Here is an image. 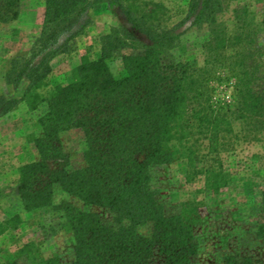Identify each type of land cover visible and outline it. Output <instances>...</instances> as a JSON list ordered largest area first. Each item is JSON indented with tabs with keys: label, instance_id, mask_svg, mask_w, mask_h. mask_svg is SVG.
<instances>
[{
	"label": "trees",
	"instance_id": "1",
	"mask_svg": "<svg viewBox=\"0 0 264 264\" xmlns=\"http://www.w3.org/2000/svg\"><path fill=\"white\" fill-rule=\"evenodd\" d=\"M21 4L0 0V25L14 22ZM102 4L117 6L130 28L120 25L101 35L98 57L82 56L68 84L41 96L51 62L74 52L76 39L92 23L93 9ZM221 11V0H189L185 18L168 26V10L160 3L44 0L40 35L28 55L12 59L5 73L13 95H0V117L21 102L31 111L46 106L37 122L42 136L33 141L39 159L18 169L14 192L25 212L53 209L59 214L57 230L73 238L70 264H198L195 207L164 206L154 185L155 170L182 159L186 180L201 177L204 192L217 195L229 183L220 155L229 150L234 124L264 125V90L254 63L258 31L235 12L228 34L217 21ZM188 21L208 30L203 45L208 59L202 67L176 61L172 54ZM259 25L264 30V14ZM215 67L234 80V106L211 86ZM21 89L17 99L14 94ZM71 130L83 135V165L68 171L61 164L66 157L59 136ZM55 188L72 201L55 206ZM259 207L264 212V192ZM8 222L16 226L19 217ZM259 232L264 234V228ZM225 263L255 264L245 256H231ZM6 264L63 263L43 258L34 244H27Z\"/></svg>",
	"mask_w": 264,
	"mask_h": 264
},
{
	"label": "rangeland",
	"instance_id": "2",
	"mask_svg": "<svg viewBox=\"0 0 264 264\" xmlns=\"http://www.w3.org/2000/svg\"><path fill=\"white\" fill-rule=\"evenodd\" d=\"M147 5L162 4L168 10V26H174L185 18L189 0H135ZM222 11L217 21L231 35L235 24V12L245 15L248 23L258 31L255 36L254 59L259 72L260 91L264 90V30L259 23L264 14V0H221ZM44 13V0H22L17 19L8 25H0V95L12 94L4 77L12 59L26 57L40 35ZM92 23L76 39V47L70 55H61L51 62V73L47 87L39 91L43 97L56 86L71 81V74L82 56L95 59L99 55L98 39L110 29L118 26L130 28L117 6L97 5L91 14ZM185 32L179 45L173 51L176 61L187 62L202 67L208 59L203 45L208 38L206 26L197 28L186 23ZM183 27V28H184ZM181 28L179 31L183 30ZM231 49H228L229 54ZM112 68L120 69V63L114 62ZM211 86L217 97L222 94L234 106L231 74L225 69L214 68ZM21 89L15 97L19 99ZM221 92V93H220ZM13 95V94H12ZM46 112L45 104L36 110H29L21 102L15 110L0 117V225H5L14 217L19 223L13 226L8 222L7 229L0 235V264L14 260L16 253L24 245L34 244L43 258H58L63 264L73 260V238L64 230H57L61 222L59 214L53 210L23 211L15 195L18 181V169L25 164L38 161L39 156L35 138L42 132L38 119ZM264 122V116L260 119ZM229 150L220 155L224 171L229 175L228 185L217 195L204 192V180L199 177L186 180V163L182 159L155 170L154 185L161 202L174 210L177 205L189 203L195 207L199 223L194 229L199 244L198 264H226L231 256L251 258L255 264H264V212L259 204L264 192V125L239 121L234 124V134L230 137ZM62 152L66 161L62 162L66 170L73 171L82 167L84 150L83 135L80 130L64 132L59 136ZM232 142V149H231ZM55 166V165H53ZM53 166L51 168H53ZM72 199L54 189L53 204ZM74 206L81 204L73 201ZM105 219L110 214L97 210ZM145 233L144 230L140 231Z\"/></svg>",
	"mask_w": 264,
	"mask_h": 264
}]
</instances>
